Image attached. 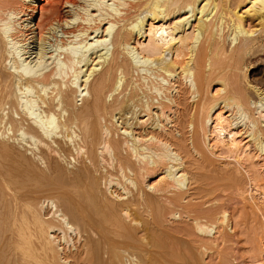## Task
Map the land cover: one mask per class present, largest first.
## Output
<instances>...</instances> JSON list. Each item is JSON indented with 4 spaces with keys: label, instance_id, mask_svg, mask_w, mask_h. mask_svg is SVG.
<instances>
[{
    "label": "bare ground",
    "instance_id": "6f19581e",
    "mask_svg": "<svg viewBox=\"0 0 264 264\" xmlns=\"http://www.w3.org/2000/svg\"><path fill=\"white\" fill-rule=\"evenodd\" d=\"M40 1L0 0V264L178 263L160 199L188 201V158L222 151L242 168L250 143L264 153V88L247 77L264 56V0H57L46 15ZM12 123L33 160L8 145ZM64 150L84 161L60 179L62 207L32 205L19 192ZM104 166L123 183L109 176L101 192ZM152 175L146 195L139 178ZM247 197L258 209L264 188L250 180ZM219 217L193 220L197 236L219 239Z\"/></svg>",
    "mask_w": 264,
    "mask_h": 264
},
{
    "label": "rangeland",
    "instance_id": "374dc122",
    "mask_svg": "<svg viewBox=\"0 0 264 264\" xmlns=\"http://www.w3.org/2000/svg\"><path fill=\"white\" fill-rule=\"evenodd\" d=\"M56 1L57 0L40 1L39 6H40V10H42V15H46L49 12L50 8L55 5ZM59 12L61 13V14L59 13L60 18L65 19V14L63 13L64 11L60 10ZM39 14L40 13L37 14L38 17H39ZM77 27L79 28L80 25H78ZM247 65H248L247 77L255 84H258L264 88V56L261 57V59H256L255 61H252V62L248 61ZM216 89H217L216 87H213V89L211 88L212 93L215 92ZM7 121H10V119ZM7 123L9 124L10 122H7ZM109 123L106 122L107 127L110 126L112 122L110 123V125ZM101 124H103V122ZM13 125L14 124L12 123L11 126ZM112 125L110 127H113ZM14 126H15V130H12V133L14 134L9 135L8 136L9 139L18 137L16 135V129H17L16 125ZM76 132L77 134H81L80 129H77ZM11 139L8 145L10 144V146H14L18 152L23 151L22 153L25 156L27 154L26 156L27 158L29 159L32 158V155H30V150L27 149L25 151L27 147L20 149L17 146H15L13 141L11 142ZM3 140L1 139V141ZM5 140H8V139L5 138ZM244 142L245 140H243V143ZM89 146L91 148V144ZM249 147L251 151L250 152L251 157H249L248 159H244L242 168L238 167V164H236V162L234 161V159L232 158L230 154H227L225 152L223 153L222 151L221 153L219 152V154L217 153V155H211L207 152L206 154H208V156L205 154L207 157L204 156L202 159L203 161L199 159L197 160L196 158L195 159L191 157L188 158V164H187L188 173L190 171L189 180L186 182L187 183L186 186L189 189L187 190L190 194L189 197H187L189 198L188 201L187 199L181 202L178 201L179 205L175 204L174 206L166 207V204L164 205L163 203L167 196L164 195V198L162 197L160 199L161 200L160 203H162L161 205L165 206V209L167 208V211L164 214L165 219L163 218L162 224L159 227V231L163 233L162 236H164L165 239L167 237V240L173 243L171 244L172 252L174 254H176L177 252L176 255H179V258L181 257V260L180 259H179L180 261L177 260L178 263L176 264H179V263L186 264L187 263L186 261L190 257H192L190 258L191 260L193 259L192 264L194 263V261L197 264H264V203H262L258 207L259 209L258 210L251 204V202L248 200V197H247V191L249 189L250 180H255L256 184L264 188V153H258V151L254 149V145L252 143L249 144ZM64 152L63 154L64 156L66 154L65 156L66 159L63 160L62 162H61V159L59 158H55L54 160L51 159L52 162L50 161V159L46 158V167L41 165V168L39 167L40 164L37 163L38 165H36V167L38 166L39 167L38 170L41 171V172L39 171V173H42L44 175V179L42 181L36 182L37 187L34 184L32 186L30 184V186L28 185L27 188L26 186L23 187V189L25 188L26 190L21 189L23 193L17 190V192H19L21 196H27L29 198V201L38 200L36 202L34 201L35 204L34 202H29L31 204L33 203L32 205H36V203L39 204L38 202L43 201V199H52L55 201L58 207H62V200H61L60 195L62 194L63 187L60 186L62 185V183H60L61 182L60 179L64 180L66 176H67L66 178L68 179L72 178L74 173L76 174L77 172H79V170L80 171L82 170L83 161H84L83 157L81 158L82 155L79 156L80 157L79 158L74 154V152H70L66 150H64ZM29 155L31 156V158ZM70 158L71 159L75 158L76 161L71 162L72 160ZM193 159L195 160V162ZM54 161L55 163H57L56 166H55ZM67 164H70L71 166ZM190 164H192L191 165L192 168L190 167ZM51 167H54V168L58 167L60 173H51L50 170L47 171V169H50ZM98 169H99V172L97 175L96 174L95 175H96V179H98L97 182L100 185L101 192H104L103 184L104 182L107 183L109 176L113 177L114 184L115 182L120 183V181H121V184L123 183L122 182L123 180H121L122 178L117 173V171H115L114 168L113 170L112 168L108 166H104L105 171L100 168ZM103 171L106 173H104ZM61 173L62 175H60ZM54 175L56 176L58 175V177ZM158 178H159L158 175H152V176L147 177L146 178L147 180L143 179V183H142L141 178H139V182H141V184L139 185H141V187L145 191V194L146 192H148L146 195L148 194L151 195L150 194L151 192L145 188V185L147 184L155 185ZM38 183H41V184L38 185ZM69 191H71V187ZM23 194H26V195H23ZM182 202H185V203H182ZM37 207L39 206L37 205ZM37 207L35 209L37 210L36 213H38V216L41 215L40 217H42L43 215L44 216L46 215L45 217L43 216L44 218L42 217L43 220L47 222L52 220L51 222H48V223L56 225L55 221L50 215L51 213H49L51 212L49 210L50 209L49 207L44 208L43 210H40ZM171 212L172 214H178L179 218L177 217L174 220L171 219L170 218ZM222 213L227 214L229 218L228 219L229 226L224 227L225 228L224 229L221 226L217 225V228L215 231L216 233L213 234V236L214 237L217 236V238L219 239L212 238V235H211L209 237L202 236L201 238H203L204 240H201L200 235L198 234L197 236L196 231L192 227V221L199 220L202 224L205 223L207 225L213 224V223L215 224L218 219L217 217L221 216ZM168 217L171 219L170 222H172V224H169L170 222H168V219H169ZM218 231L220 232V235ZM186 233H189V234L187 235ZM141 236L142 235L140 234V237ZM173 238L175 239L176 243H178L177 245L175 241L172 242ZM209 238L211 239V241L212 239L213 241L214 239H216L217 241L215 240L216 242H214L213 244L212 243L213 241L211 242L210 240H208ZM169 239H172V240H169ZM197 240L198 241L200 240L201 242H198ZM174 244L175 246H173ZM203 244H205L204 245L205 248ZM185 245L187 246V248L189 247L190 252H192L191 256H190V253H188V251L183 249L185 248ZM190 248H193L192 251ZM261 249L263 253L261 252ZM185 252H187V254H189L190 257H187V258L185 257L187 260H185L184 262V258L182 257L184 256L183 254H185ZM193 252L196 257L194 256ZM179 253L180 254L182 253V255H180ZM185 256L187 255L185 254ZM188 264H191L190 260L188 261Z\"/></svg>",
    "mask_w": 264,
    "mask_h": 264
}]
</instances>
